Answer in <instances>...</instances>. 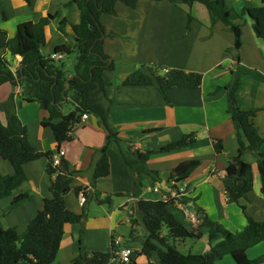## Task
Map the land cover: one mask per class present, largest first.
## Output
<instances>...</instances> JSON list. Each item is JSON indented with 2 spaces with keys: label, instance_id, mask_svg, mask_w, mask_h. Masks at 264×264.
<instances>
[{
  "label": "crops",
  "instance_id": "0c3cea01",
  "mask_svg": "<svg viewBox=\"0 0 264 264\" xmlns=\"http://www.w3.org/2000/svg\"><path fill=\"white\" fill-rule=\"evenodd\" d=\"M68 2L0 0V28L8 34L2 43L15 37L20 23H37L54 16L46 27V46L43 49L45 56H53L57 46L72 42L71 37L59 30L61 22H69L68 33L80 24V11ZM260 6L261 0H226L227 11L237 14L244 8ZM101 23L105 28V53L115 64V70L110 74L112 85L107 90L112 101L111 125L119 133L122 145L129 144L140 152L159 150L185 135H194L195 144L171 153L153 155L148 161V168L158 172L159 181L146 176L142 179L143 188L136 196V176L114 144L108 151L110 175L93 183V169L99 159V151L106 144L107 133L100 126L99 119L89 115L72 131V140L61 148L65 151L64 160L70 170L78 173L65 197L67 208L75 214H82L86 209L87 217L82 223L65 226L59 257L54 264H73L82 247L89 252H112V240L116 238L122 240L123 246L134 250L137 264H148L141 253L147 233L136 212V203L141 199L162 200L164 196L170 199L175 198L178 192H184L192 200L188 205L175 203L171 210L187 228L201 233L200 238H191L194 242L188 248L189 253L195 255L210 252V228L202 225V219L196 225L188 224L184 216L185 208L193 212L195 206L203 209L211 221L232 232L245 228L247 216L264 221V190L253 153L247 152L244 160L253 166L254 187L240 205L228 203L223 182L225 170L238 155L240 141L247 144L245 135L237 130L229 113L226 87L235 79L237 71L240 72L238 106L243 110H257L253 123L264 138V40L256 36L253 21H246L245 18L235 21L241 25L242 31L239 51L234 50L235 36L230 28L222 23L213 26L207 8L198 3L176 6L168 1L140 0L137 9L118 3L116 13L102 16ZM235 55H239V60L235 59ZM6 56L7 59L10 57L15 71L21 57ZM141 65L162 67L165 71L178 69L200 73L203 84L196 90L168 92L171 101L168 104L155 87L123 85L125 78ZM1 87L0 103L7 100L12 92L9 83ZM19 97L18 115L21 109L35 112L29 119L23 120L22 116L26 118V114L20 118L27 127L30 141L39 152L52 151L57 155L53 132L42 125L47 112L37 103L27 102L26 105ZM31 127L33 134L28 130ZM216 142L223 145L221 153L216 152ZM261 152L264 153V145ZM190 160H199L201 165L184 182L176 185L169 176L177 166ZM46 167V161L25 165L27 181L14 195L2 201L9 200L11 207L18 195L29 194L30 199L7 214L6 209H0L5 229L15 228L23 233L43 209L45 200L52 197ZM13 173L9 162L0 161V174ZM158 187L162 190L155 192ZM78 188L87 190L84 206L80 204ZM176 188L178 191H175ZM241 206H245V212ZM133 219L137 222L133 223ZM179 244L187 246V240ZM262 254L264 242L248 251L251 259ZM152 261L160 264L157 253L152 254ZM216 264L235 262L228 255Z\"/></svg>",
  "mask_w": 264,
  "mask_h": 264
},
{
  "label": "trees",
  "instance_id": "16d2710c",
  "mask_svg": "<svg viewBox=\"0 0 264 264\" xmlns=\"http://www.w3.org/2000/svg\"><path fill=\"white\" fill-rule=\"evenodd\" d=\"M152 1H168L176 6H193L195 3L205 6L213 26L222 23L230 28L235 36V51H239L242 44L241 25L235 21L245 16L253 21L256 36L264 40V0H261L262 6L244 8L240 14L227 11L226 0ZM139 2L140 0H69L68 4L76 5L80 11V24L68 33L66 28L69 22H61L59 30L71 37L72 42L57 46L53 56H45L43 49L46 46V27L54 16L43 18L37 23H20L15 37L3 43L2 39L8 34L0 28V87L9 83L14 91L20 90L16 93L13 91L7 100L0 103V158L9 162L14 170L12 175L0 174V201L16 193L27 181L25 165L37 161L47 162L46 171L52 194L23 233L15 228L5 229L0 219V264H54L59 257L65 226L82 223L87 217L86 209H83L82 214H75L69 211L65 201L78 173L70 170L64 158L60 166H55L56 155L52 151L39 152L36 149L28 137L27 127L17 113V96H22L28 103L39 104L47 112L42 125L52 130L58 153L66 142L72 140L71 133L83 123L84 114L97 117L107 137L93 169V183L110 175L108 151L114 144L136 176V196L143 188L142 179L146 176L159 181L158 172L148 168V161L153 155L171 153L195 144L194 135H185L159 150L140 152L129 144L123 146L119 133L111 125L112 101L107 90L112 85L110 74L115 70V64L105 53V28L101 17L114 15L118 3L137 9ZM6 54L21 57L15 71ZM72 55L75 56V61L72 69H69L65 58ZM234 57L239 60V55ZM234 75L235 79L226 87L229 113L237 130L245 135L247 144L240 141L238 155L230 161L224 172L223 182L228 203L240 205L241 200L246 199L254 187L253 166L244 160L247 152L253 153L257 158V170L264 190V153L261 152L264 138L253 123L257 110H243L238 106L240 72L237 71ZM202 84L203 75L200 73L178 69L165 71L162 67L150 65H141L123 81V85L128 87H155L168 104H171L168 92L176 89L196 90ZM66 107L70 108L68 113L64 112ZM215 149L217 153H221L223 145L216 142ZM200 165L199 160L185 161L174 169L169 179L176 185L181 184ZM80 192H84L87 197L86 189L78 188L77 193ZM29 199V194L18 195L9 211ZM191 201L185 194L178 192L175 198L167 201L141 199L136 203V212L147 233L141 253L147 258L148 264H155L152 261L153 253L158 254L160 264H216L228 255L233 257L235 264H264V254L254 259L248 256L250 249L264 242V221H256L247 216L245 228L232 232L220 223L211 221L204 210L196 206L194 211L199 220H203L202 225L210 228L211 250L205 255L182 253L178 244L189 238H200L201 233L187 228L171 208L175 203L188 205ZM241 209L246 211L245 206H241ZM132 222L136 223L137 219ZM164 227L168 231L167 235L163 234ZM112 259L113 252H89L82 247L73 264H113ZM117 264H137L136 256L133 254L129 263Z\"/></svg>",
  "mask_w": 264,
  "mask_h": 264
},
{
  "label": "built area",
  "instance_id": "2783aa9c",
  "mask_svg": "<svg viewBox=\"0 0 264 264\" xmlns=\"http://www.w3.org/2000/svg\"><path fill=\"white\" fill-rule=\"evenodd\" d=\"M88 118H89V115L84 114L82 116V122L86 121ZM64 157H65V151L61 150L56 156H54V165L60 166L62 159ZM160 190H162V189L159 187L154 189L155 192H159ZM183 193L184 192H182V194ZM78 197H79L80 204L82 206H84L86 201H87L85 193L80 192L78 194ZM162 200L167 201L168 198L166 196H164ZM184 216H185V221L188 224L196 225L200 222L197 214L195 212L191 211L189 208L184 209ZM112 248H113V251H112L113 252V259H112L113 264H117L119 262H121V263L131 262V258L134 254V250L128 246H123L122 240L120 238H116L112 241Z\"/></svg>",
  "mask_w": 264,
  "mask_h": 264
},
{
  "label": "rangeland",
  "instance_id": "374dc122",
  "mask_svg": "<svg viewBox=\"0 0 264 264\" xmlns=\"http://www.w3.org/2000/svg\"><path fill=\"white\" fill-rule=\"evenodd\" d=\"M245 18V20L246 21H250L251 19L249 18V17H247V16H245L244 17ZM243 18V19H244ZM54 53H55V51H54ZM10 58V57H9ZM8 58V60L10 61V59ZM74 61H75V56L74 55H72V56H67L66 58H65V62H66V64H67V66H68V68L69 69H72V67H73V64H74ZM7 86V85H6ZM2 87H0V89H1ZM2 90V89H1ZM11 91L13 92L14 91V89H13V87L11 88ZM16 91L17 90H15L14 92L16 93ZM20 91V90H19ZM11 92V93H12ZM9 96H10V94H9ZM20 99V101H22V100H24L25 101V99L22 97V96H20L19 97ZM19 101V102H20ZM25 104L27 105L28 103L25 101ZM30 106H33V105H30ZM22 110V109H21ZM21 110H20V113H19V115H20V118H21V116L22 115H27L26 116V118L24 117V116H22V118H23V120L25 119H29V117H33L34 115H35V112L33 111V110H30V111H28L27 112V110H22L23 112H21ZM70 111V108L69 107H66L65 109H64V112L65 113H68ZM39 112H41V111H39ZM33 119V118H32ZM22 120V119H21ZM32 127L30 128V129H28L29 131H32ZM32 134H33V131H32ZM29 139H30V137H29ZM0 161H3L1 158H0ZM49 176V175H48ZM9 207H10V201L9 200H5V201H2V202H0V209L2 208V209H6V214H7V212H9ZM2 214V212L0 211V215ZM0 218H2V217H0ZM3 219V218H2ZM2 222L3 223H5L4 222V219L2 220ZM1 222V223H2ZM3 225V224H2ZM5 225V224H4ZM167 233H168V231H167V229H166V227H164L163 228V234H165V235H167ZM192 242H194V239H191V238H189V239H187V246H183V245H180L179 244V246H177L178 247V249L182 252V253H184V254H188L189 253V250H188V248H189V246L192 244ZM263 255V254H262ZM145 257V256H144ZM259 257V256H258ZM146 258V257H145ZM146 260H147V258H146ZM148 262V261H147Z\"/></svg>",
  "mask_w": 264,
  "mask_h": 264
},
{
  "label": "water",
  "instance_id": "95a60500",
  "mask_svg": "<svg viewBox=\"0 0 264 264\" xmlns=\"http://www.w3.org/2000/svg\"><path fill=\"white\" fill-rule=\"evenodd\" d=\"M175 191H178V188H176Z\"/></svg>",
  "mask_w": 264,
  "mask_h": 264
}]
</instances>
